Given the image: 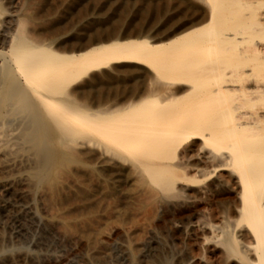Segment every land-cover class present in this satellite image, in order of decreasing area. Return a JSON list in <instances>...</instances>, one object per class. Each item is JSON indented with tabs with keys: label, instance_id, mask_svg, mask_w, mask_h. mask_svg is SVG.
Masks as SVG:
<instances>
[{
	"label": "bare ground",
	"instance_id": "6f19581e",
	"mask_svg": "<svg viewBox=\"0 0 264 264\" xmlns=\"http://www.w3.org/2000/svg\"><path fill=\"white\" fill-rule=\"evenodd\" d=\"M183 1L191 8L163 34L83 41L91 0H0V130L16 122L40 181L58 178L83 139L101 173L142 183L156 211L221 205L222 226L198 223L211 258L264 264V0ZM121 66L149 83L82 109L94 72Z\"/></svg>",
	"mask_w": 264,
	"mask_h": 264
},
{
	"label": "rangeland",
	"instance_id": "374dc122",
	"mask_svg": "<svg viewBox=\"0 0 264 264\" xmlns=\"http://www.w3.org/2000/svg\"><path fill=\"white\" fill-rule=\"evenodd\" d=\"M176 1L91 0L83 12L95 5L97 22L86 30L83 41L108 34L113 38L136 34L135 38L142 39L163 34L191 8L183 0ZM30 12L29 18L36 16L33 9ZM108 71L106 75L94 72V82L83 85L77 99L82 109L96 111L101 96L111 102L115 90L128 91L147 81L144 72L126 66L112 74ZM133 75L141 79L135 80ZM13 125L0 130V264L223 263L219 256L211 258L198 224L209 218L215 222L220 218L217 223L222 224L221 205H204L194 215L186 208L188 203L169 202L156 211L142 183L110 171L101 173L97 144L83 139L72 147L75 160L71 167L57 170L63 176L40 181L34 168L38 157L18 140L20 130L16 122ZM211 211L215 217L207 214Z\"/></svg>",
	"mask_w": 264,
	"mask_h": 264
}]
</instances>
